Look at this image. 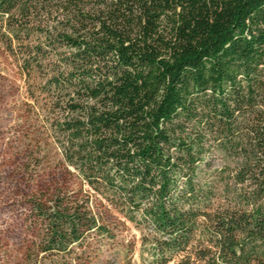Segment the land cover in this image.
Segmentation results:
<instances>
[{
	"label": "trees",
	"instance_id": "16d2710c",
	"mask_svg": "<svg viewBox=\"0 0 264 264\" xmlns=\"http://www.w3.org/2000/svg\"><path fill=\"white\" fill-rule=\"evenodd\" d=\"M0 45L28 166L79 183L28 201V263H88L113 211L140 264H264V0H0Z\"/></svg>",
	"mask_w": 264,
	"mask_h": 264
},
{
	"label": "rangeland",
	"instance_id": "374dc122",
	"mask_svg": "<svg viewBox=\"0 0 264 264\" xmlns=\"http://www.w3.org/2000/svg\"><path fill=\"white\" fill-rule=\"evenodd\" d=\"M25 102L16 67L0 45V264H37L27 262L32 256L31 242L39 241L37 229L28 218L30 199L47 196L58 188L79 189L76 178L55 166L54 158L35 170L28 166L29 148L19 131ZM50 147L49 157L58 158L56 148ZM109 214V221L116 226L115 239L109 241L91 233L89 251L97 256L86 264H140V232L116 212ZM77 252L81 257L83 250ZM84 259L77 264H84Z\"/></svg>",
	"mask_w": 264,
	"mask_h": 264
}]
</instances>
